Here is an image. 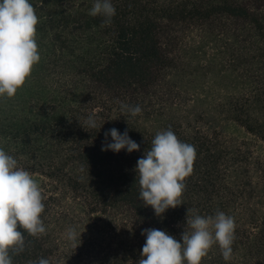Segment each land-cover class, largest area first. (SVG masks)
Listing matches in <instances>:
<instances>
[{
  "label": "trees",
  "instance_id": "1",
  "mask_svg": "<svg viewBox=\"0 0 264 264\" xmlns=\"http://www.w3.org/2000/svg\"><path fill=\"white\" fill-rule=\"evenodd\" d=\"M94 2L30 0L40 60L0 97V148L38 183L46 231L20 229L12 264H139L142 230L180 241L193 214L218 211L234 218L231 259L214 244L200 264H264V0H111L110 23ZM111 128L139 150L101 151ZM169 129L196 158L182 204L158 217L135 165Z\"/></svg>",
  "mask_w": 264,
  "mask_h": 264
},
{
  "label": "clouds",
  "instance_id": "2",
  "mask_svg": "<svg viewBox=\"0 0 264 264\" xmlns=\"http://www.w3.org/2000/svg\"><path fill=\"white\" fill-rule=\"evenodd\" d=\"M89 15H101L110 23L115 15L111 0H95ZM38 17L30 0H0V97H12L39 62L36 43ZM122 113L141 114L139 105L121 103ZM89 128H96L95 119L89 117ZM100 129V128H99ZM101 151L126 153L139 150L127 130L111 128L105 133ZM196 158L194 145L181 142L173 131L157 132L151 148L144 151L135 165L139 173V197L154 215L161 216L167 209L181 205L180 197L185 188L183 181L192 172ZM40 187L32 175L20 167L17 160L0 148V264H12L10 251L22 252L24 237L20 229L31 236L45 233L40 218L44 210ZM190 231L181 234L180 241L164 230L144 229V244L140 249L139 264H200L215 244L222 258L229 261L234 242V218L218 211L214 216L193 214L186 221ZM79 233V240H80ZM67 239L75 242L74 228L67 229ZM38 264H49L40 258Z\"/></svg>",
  "mask_w": 264,
  "mask_h": 264
},
{
  "label": "rangeland",
  "instance_id": "3",
  "mask_svg": "<svg viewBox=\"0 0 264 264\" xmlns=\"http://www.w3.org/2000/svg\"><path fill=\"white\" fill-rule=\"evenodd\" d=\"M227 132L229 133H233L234 135L237 136H242L243 135V131L239 130L238 128L234 127V126H230L226 129Z\"/></svg>",
  "mask_w": 264,
  "mask_h": 264
}]
</instances>
